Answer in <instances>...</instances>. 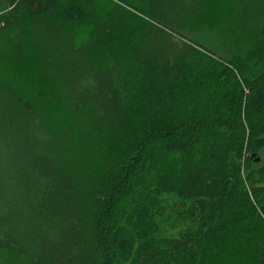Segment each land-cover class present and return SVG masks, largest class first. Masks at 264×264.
Masks as SVG:
<instances>
[{"label":"trees","instance_id":"1","mask_svg":"<svg viewBox=\"0 0 264 264\" xmlns=\"http://www.w3.org/2000/svg\"><path fill=\"white\" fill-rule=\"evenodd\" d=\"M264 0H0V264H264Z\"/></svg>","mask_w":264,"mask_h":264},{"label":"rangeland","instance_id":"2","mask_svg":"<svg viewBox=\"0 0 264 264\" xmlns=\"http://www.w3.org/2000/svg\"><path fill=\"white\" fill-rule=\"evenodd\" d=\"M256 159L260 160V161H264V147L262 148V150L259 152L258 156L255 155Z\"/></svg>","mask_w":264,"mask_h":264}]
</instances>
